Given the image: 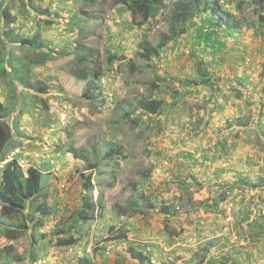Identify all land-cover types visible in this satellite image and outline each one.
Listing matches in <instances>:
<instances>
[{
  "label": "rangeland",
  "instance_id": "obj_1",
  "mask_svg": "<svg viewBox=\"0 0 264 264\" xmlns=\"http://www.w3.org/2000/svg\"><path fill=\"white\" fill-rule=\"evenodd\" d=\"M217 1L239 21L235 33L220 35L222 53L211 52L210 41L197 44L190 30L144 62L137 47L141 42L157 45L162 13L136 26L138 19L133 21L113 0H0V9L5 3L6 13L14 17L0 29L30 38L39 26L42 42L56 52L44 65L34 66L31 52L7 44L10 69L24 82L17 99L7 80L0 81L1 104L17 106L7 123H18L21 135L16 138L24 142L26 161H34L42 172L47 197L37 202L44 200L47 216L41 233L48 235L81 205L80 170L100 161L110 143L121 150L117 164L100 161L92 174L96 205L79 229L78 243L58 250L47 237L40 242L45 254L31 264H76L82 257L85 264H138L127 259L126 249L133 244L144 247L153 264H196L195 255L205 246L213 264L220 263L214 260L217 255L222 264H264V232L256 227L257 236L249 234L250 225L264 224V38L256 37L257 17L248 2L238 11L239 0ZM81 11L99 13L89 27L78 26L89 31L86 37L78 36L69 19ZM50 17L58 23L44 25ZM81 45L92 50L90 58L101 71L96 104L79 98L87 81L73 76L80 59L87 60L78 52ZM111 54L124 60L109 65ZM198 59L205 63L206 85L197 76ZM147 98L164 101L157 114L138 109V101ZM69 147L83 149L86 159L74 157ZM27 164L21 168H30ZM239 177L251 183H238ZM221 181L234 190L219 206L198 208L218 196ZM98 193L101 204L96 203ZM135 194L154 198L139 199V212L133 214L127 203ZM161 205L173 207L168 216L160 213ZM124 232L126 240L113 239ZM5 246L22 253L27 239L8 242L0 235V248Z\"/></svg>",
  "mask_w": 264,
  "mask_h": 264
},
{
  "label": "trees",
  "instance_id": "obj_2",
  "mask_svg": "<svg viewBox=\"0 0 264 264\" xmlns=\"http://www.w3.org/2000/svg\"><path fill=\"white\" fill-rule=\"evenodd\" d=\"M94 1L95 0H90L92 3ZM166 1L167 0H113V5H118L121 10L128 12L133 21L138 19L137 23H133L136 26L147 25L149 21L153 20L159 13L164 14L157 45H142L141 42L137 47L139 50L138 56H140L144 62L150 60L151 56H157L160 49L164 48L168 43L175 41L180 36L185 35L190 30L195 32L193 40L197 44L202 42L201 44L204 45L206 42L210 41L209 48L212 49L211 52L220 54L225 49V42L219 39L220 35L229 36L231 35L230 33H235L239 28V21L236 17L225 9L221 10V6L217 0H173L168 3H166ZM49 2H51V0H49ZM244 2H248L253 6V13L257 17L256 37L264 38V0H239L237 2L238 4L235 5L238 11L241 9V5L244 4ZM168 6H170L169 9H167ZM2 7L3 8L0 9V24L10 25L13 23L14 17L9 15L10 11H8L9 14L6 13L5 3ZM46 13L50 15L49 11ZM97 14L99 13L95 11H81V13L75 14L69 18L71 24L78 28L79 37H82V35L85 37L89 35L88 30L83 32L82 29L94 23L99 17ZM52 18L53 17H50L48 18L49 20L43 21V24L47 26L58 23L57 19ZM201 19L203 20L201 21ZM65 21L66 20H64V22ZM79 25L82 28L81 30L78 27ZM150 28L151 26L149 29ZM40 35L41 29L39 26L30 38L18 37V35L12 34L8 29H0V81L3 82L7 80V86L13 92L11 93L13 98L17 99L24 82L22 81V77L19 78L20 76L16 70L10 69L12 63L9 62L8 59L9 51L7 44H16L20 48H25L32 54L29 63L34 66H42L49 58L54 56L56 52L46 45V43L44 44L42 42ZM82 46L83 45L78 47V52H80L82 56H85L87 60L82 61L80 59V66L73 71V76L76 79L87 81L86 87L79 95V98L96 104L99 99L96 94L98 85L95 84L101 76V71L94 67L95 59L92 60L90 58L92 50ZM193 54L196 56L195 53ZM118 59L124 60V57H116L111 54L107 56L106 63L110 65ZM195 63L198 65L197 76L203 80L202 84L206 85V76L208 74L202 69L205 63L199 59L196 60ZM213 81L211 80V84H213ZM181 85L188 87L189 83L183 81ZM163 105V100L147 98L138 101V109H140L143 114L149 116L157 114ZM260 109V105L256 106V111H254V113L258 112ZM16 111L17 106L15 104H13L11 108H6L0 103V157L22 146L15 138L21 135L18 123H12L13 126H9L7 123L8 116L14 114ZM262 114L264 115V111ZM248 120L250 124L253 123L252 117H248ZM257 124L262 128L261 123L257 122ZM110 144V150L100 161H109L110 159L112 163L115 162L117 164L114 160H117L121 154L120 147L115 146L113 143ZM68 152L79 160L86 159L83 149L69 147ZM100 161L94 163L88 162L87 165L80 170V174L84 179L82 184V192L84 193L81 197V205L77 209L69 212L67 218L59 223V225L52 228L48 232V235L40 232L45 223L44 218L47 216V207L44 202L47 193L43 191L41 170L34 167L23 170L17 164L16 159L4 165L3 169L0 170V235L8 242L17 241L21 237H25L27 239V247L22 253L10 246L0 248V261L2 263L22 264L26 262V264H31L37 262L46 251L41 250L40 242L46 240L47 237L50 238L51 242H54L53 245L58 250H68L78 243V237L80 235L79 229L88 223L94 206L96 205L92 198L94 186L91 180L93 172L95 170L98 171L100 168ZM85 167L88 168L85 169ZM85 172L89 173L86 174ZM258 179L260 180L259 176L255 177V180ZM221 182L220 188L222 191L218 192V196L207 202H200L198 208L201 206L205 208L217 207L220 205L219 203L226 198V194L234 190L232 185ZM241 182L244 184L251 183L249 178L243 180L242 177H239L238 183ZM138 195L139 194H135V199L127 203V206L131 209L133 214L139 212V209L135 207L139 199L154 198L152 195L145 196L144 198ZM39 199L44 200H42V203H38L37 200ZM101 199L102 195L98 193L96 203L101 204ZM172 208L173 207L170 205H161L160 213L164 214V216H168ZM193 212H195V210H193ZM256 212H258V210ZM256 227L264 232V224L256 223L250 225V237L257 236L256 233H253ZM166 230L168 231L167 235H169V237L174 235L173 231L168 227H166ZM113 239L126 240V234L125 232L121 233ZM129 242L131 243L132 241ZM133 245H130L128 249H126V254H128L127 259H136L138 264H153L152 260L144 253V247L139 245H134L133 247ZM205 248V250L204 248L200 249L195 255L194 259H196V261L198 260L196 264H213L212 256L207 254L208 248L206 246ZM99 249L103 250L104 247H100ZM97 250L96 248L94 249L95 253ZM201 253L203 255H200ZM84 258L85 257L78 259L76 264H85ZM206 258H210V261L205 262ZM250 258L251 257H248V259ZM178 259L179 257H176L174 261ZM214 260L215 262L220 260L219 264L223 263L220 255H217ZM182 263L183 261H181V264Z\"/></svg>",
  "mask_w": 264,
  "mask_h": 264
},
{
  "label": "clouds",
  "instance_id": "obj_3",
  "mask_svg": "<svg viewBox=\"0 0 264 264\" xmlns=\"http://www.w3.org/2000/svg\"><path fill=\"white\" fill-rule=\"evenodd\" d=\"M46 1H48V3H49V0H46ZM17 139V138H16ZM18 140V139H17ZM11 152H16V155H15V159L17 158V157H21V158H24L25 157V159H27V158H29V156L28 155H25V148H24V145L23 146H21L20 148H15V149H13V150H11L8 154H6L5 156H3V157H0V160H4ZM14 160V159H13ZM12 160V161H13ZM10 162V161H9ZM17 162H19V161H17ZM29 161H26V163H28ZM8 163V162H7ZM30 163V162H29ZM18 165H19V163H17ZM28 165V164H27ZM31 165V164H30ZM20 166V165H19ZM21 167V166H20ZM28 167V166H27ZM31 167H33V166H31Z\"/></svg>",
  "mask_w": 264,
  "mask_h": 264
},
{
  "label": "built area",
  "instance_id": "obj_4",
  "mask_svg": "<svg viewBox=\"0 0 264 264\" xmlns=\"http://www.w3.org/2000/svg\"><path fill=\"white\" fill-rule=\"evenodd\" d=\"M61 116V118H63L62 117V115H60ZM61 122H63V121H61ZM15 155H16V152H11L4 160H0V170H2L3 169V167H4V165L7 163V162H9V161H12L13 159H15ZM21 163L19 162V165L21 166V167H24V166H28L27 165V163H26V159H25V157L24 158H22L21 160Z\"/></svg>",
  "mask_w": 264,
  "mask_h": 264
},
{
  "label": "crops",
  "instance_id": "obj_5",
  "mask_svg": "<svg viewBox=\"0 0 264 264\" xmlns=\"http://www.w3.org/2000/svg\"><path fill=\"white\" fill-rule=\"evenodd\" d=\"M2 96H1V94H0V98H1ZM3 102V100L2 99H0V103H2ZM16 138V137H15ZM18 142H20L21 144H22V146L24 145V142L23 141H20V140H17ZM30 162V164H31V166H33V162L34 161H29ZM34 167V166H33Z\"/></svg>",
  "mask_w": 264,
  "mask_h": 264
}]
</instances>
